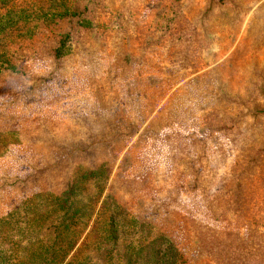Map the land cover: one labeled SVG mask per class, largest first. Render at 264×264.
Returning a JSON list of instances; mask_svg holds the SVG:
<instances>
[{"label":"rangeland","instance_id":"rangeland-1","mask_svg":"<svg viewBox=\"0 0 264 264\" xmlns=\"http://www.w3.org/2000/svg\"><path fill=\"white\" fill-rule=\"evenodd\" d=\"M53 1L0 16V132L18 135L0 149V260L29 259L20 216L2 220L38 195L52 210L73 184L80 235L62 264H144L167 241L188 264H264V0L206 16L209 0H65L80 24L64 64L52 30L17 21ZM103 115L136 121L126 143L88 138ZM249 155L257 194L233 183Z\"/></svg>","mask_w":264,"mask_h":264},{"label":"trees","instance_id":"trees-1","mask_svg":"<svg viewBox=\"0 0 264 264\" xmlns=\"http://www.w3.org/2000/svg\"><path fill=\"white\" fill-rule=\"evenodd\" d=\"M1 4H7V12L3 16L5 22L10 21L12 14L18 11L26 10L32 7L35 3V0H0ZM30 12L23 13L17 18V21L27 22L23 19V16L29 14ZM18 23H15L17 25ZM18 26L26 30V27L19 23ZM38 31V30H36ZM32 25V32L35 33ZM39 44L40 40H36ZM46 40H41L40 45H45ZM10 50V49H8ZM6 55L10 56L9 51H5ZM10 61V60H9ZM16 137H18L16 132L6 131L0 132V149H7V146L16 144ZM0 154H3L0 152ZM66 190L61 195L53 197L56 201V204L49 211H43L44 204L38 196L33 197L28 201L23 211L12 212L7 218L2 220L7 222V219H13L19 217L16 224L21 228V224L25 225L24 236L26 237V245L21 248H24L29 258L26 263H22L20 259H16L15 263H10L6 259L0 260V264H62L65 258L70 254V251L74 247L77 237L80 235V230L77 229L79 220L76 217H80L72 211L71 205H69L70 195L74 193V186ZM46 197V196H45ZM74 203V202H73ZM72 203V204H73ZM47 206V205H46ZM21 213L24 214L25 218L22 217ZM19 215V216H18ZM52 216H55L56 223L52 222L48 225V228L54 227L52 230L53 235L46 238H40V233L44 228L45 224L49 221V218L54 219ZM24 218V220H22ZM50 232V233H52ZM35 239V243L32 240ZM21 242L18 243L20 245ZM162 247L153 248L154 254L148 255L145 258L144 264H188L187 260L184 257V254L173 242L167 241L162 243Z\"/></svg>","mask_w":264,"mask_h":264},{"label":"water","instance_id":"water-1","mask_svg":"<svg viewBox=\"0 0 264 264\" xmlns=\"http://www.w3.org/2000/svg\"><path fill=\"white\" fill-rule=\"evenodd\" d=\"M66 1L56 0L50 4L46 3L45 6L39 5L36 7L34 11L23 16L24 20L32 23L34 31L40 30V29H50L56 34V37L53 43L55 46V49L51 51V55L52 57L54 55L56 58H59L58 59V61H60L59 64H64L66 62L65 60L67 58L66 56L69 55L70 53L73 54V51H74L73 37L76 31L78 30L77 29V27H79L78 24H80L79 20H75L71 18V16H75V15H71L73 14V12L70 11L69 2L66 3ZM87 2L88 4H91V6H94L97 3V1L95 2V0H87ZM216 3H217V0H209V5L204 13V16H206L208 13L212 11L213 6ZM253 16L257 17L256 18L257 20L255 22L256 26L261 28L262 25L259 24L260 16L258 15H253ZM263 23L264 21H262V24ZM253 25L254 24H252V26L249 24L246 25V27L242 31V35L249 36ZM85 41L86 39L83 38L82 39V45H83L82 49L84 50L85 56L88 57L89 47L88 48L86 47L87 42L85 43ZM44 84H45L44 82H41V85H44ZM253 113L255 115H259V114L264 115V106L256 107ZM101 120H102L104 132L100 133L99 135L90 134L88 136V138L90 137L91 139L95 140L96 143L97 141L104 140V137H107L108 132L112 134L110 136L113 139L118 138L117 139L118 143L119 142L126 143V141H128L131 134L134 132L133 131L134 128L137 127L136 121L133 123L131 118L128 119L124 125L104 115L101 117ZM127 127L128 129L126 130V132L122 133L123 130H125ZM139 137H143V136H139ZM243 158L245 159V164L243 167L244 169L242 172L238 173L236 176L233 177V183L235 184V182H237L238 185H240V187L243 185L244 189L247 183H249L250 185L254 184L253 193L257 194L261 188L259 185V183L261 182V178L257 170V168L261 164V161H260L261 156L259 155V159H256L254 155H249L250 159H247L245 157ZM245 170H246V173H248L246 174V176H245V173L243 175V172ZM242 181H244V184ZM214 192H210L208 196L215 194ZM241 192H242V189H241ZM237 194L239 195L240 192H238ZM238 239L239 241L243 242L245 246L249 247L248 238L238 237ZM243 240H245V242ZM255 256H257V258H260L258 253H255ZM248 259L251 260L250 254H248ZM253 261L255 263L257 262L255 259H253Z\"/></svg>","mask_w":264,"mask_h":264}]
</instances>
